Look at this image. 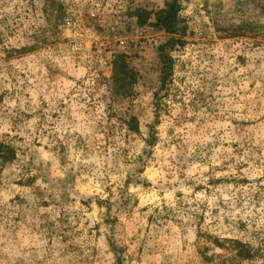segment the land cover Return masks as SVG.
Returning <instances> with one entry per match:
<instances>
[{"label": "rangeland", "instance_id": "rangeland-1", "mask_svg": "<svg viewBox=\"0 0 264 264\" xmlns=\"http://www.w3.org/2000/svg\"><path fill=\"white\" fill-rule=\"evenodd\" d=\"M0 142L5 264H264V0H0Z\"/></svg>", "mask_w": 264, "mask_h": 264}, {"label": "clouds", "instance_id": "clouds-1", "mask_svg": "<svg viewBox=\"0 0 264 264\" xmlns=\"http://www.w3.org/2000/svg\"><path fill=\"white\" fill-rule=\"evenodd\" d=\"M67 130V129H65ZM207 139L211 140V136H209ZM91 164L95 165V170L92 173V176L94 180L99 181L101 185L106 183L104 180L105 176H109L107 169L104 168L105 165V160L103 157H94L91 161ZM71 167V165H70ZM109 167H111V164L109 162ZM123 173H121L120 178H122ZM109 179L111 177L109 176ZM96 191V186H93V192L95 193ZM219 192V190H217ZM103 195L102 191L99 193ZM234 195V194H233ZM220 197L225 201L228 202L230 197L225 196L222 192H220ZM205 199H207L208 207L211 209V207L214 206V202L218 199L217 195L214 193L210 198L208 197H202L200 202L202 203ZM231 215H234L232 213ZM91 218V217H90ZM18 245H13L11 240L9 239L7 234L3 235V239H0V264H5V261L8 260H15L17 259L16 255V248Z\"/></svg>", "mask_w": 264, "mask_h": 264}, {"label": "trees", "instance_id": "trees-1", "mask_svg": "<svg viewBox=\"0 0 264 264\" xmlns=\"http://www.w3.org/2000/svg\"><path fill=\"white\" fill-rule=\"evenodd\" d=\"M158 21L160 22L162 28L168 32V33H174V23H175V17L171 13V10H166L164 12V15L158 18ZM171 42V41H170ZM168 44H166L167 46ZM165 46V47H166ZM164 47V48H165ZM162 70H161V88H165L168 78L171 76V68L172 63L171 60L166 58L165 56H162ZM154 98L156 100V109L159 108L163 103L161 102V99L159 98V95L155 93ZM15 156V152L12 147L4 144L3 142H0V159L2 161H10Z\"/></svg>", "mask_w": 264, "mask_h": 264}]
</instances>
